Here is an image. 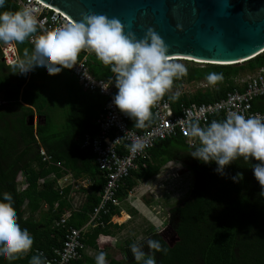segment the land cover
Returning <instances> with one entry per match:
<instances>
[{
  "label": "trees",
  "instance_id": "1",
  "mask_svg": "<svg viewBox=\"0 0 264 264\" xmlns=\"http://www.w3.org/2000/svg\"><path fill=\"white\" fill-rule=\"evenodd\" d=\"M20 7L15 0H6L0 11H14ZM16 44L20 54L32 49L29 40ZM84 54L82 51L78 58ZM88 61L91 72L97 78H110L113 75L108 67L96 60L94 54H88ZM188 63L191 64L185 65L187 74L174 79L172 88L183 80H206L209 72L222 73L223 79L217 82L220 83L217 87L199 90L195 95L165 93L174 107L182 103H203L222 98L238 86L236 78L243 69L254 73L264 67V52L244 62V65L206 63L197 66L196 63ZM4 68L11 70V67L0 63V72L3 73ZM76 83L75 79L68 86L70 96L65 127L59 130L48 121L35 129L26 123V118L33 113L32 107L43 113L47 104L38 86L26 88L21 93V84L17 87L7 75H0V89H5L6 93V102L0 104V193L11 195L18 223L33 237L32 249L28 254L15 261L0 259V264H28L33 254H43L46 264L48 261L54 263L57 258L55 250L63 247L68 226L82 227L100 200L106 178L95 163L92 150L82 148L80 141L85 133L97 132L95 120L107 99L98 93L85 92ZM174 95L176 98L172 99ZM254 109L264 112V97L255 100ZM40 146L45 147L55 160L62 161L75 178L90 182L89 187L79 193L85 195L80 210L74 209L70 202L73 201L72 186H57L63 170L56 166L46 167L42 162ZM191 150L186 139L180 135L158 140L149 150V157L139 161V167L131 171L118 191L120 200H125L138 181L148 182L160 173L167 162L185 159L194 162L190 167L196 180L189 197L172 208L179 217L176 232L180 239L171 245L164 237L154 234L153 225L147 230L146 238L159 240L162 248L166 249L163 253L155 254L157 264H264V196L260 195L261 186L254 178L251 167L257 161L238 159L225 167V175H220L214 171L215 162H200L189 154ZM142 163L147 166L144 167ZM52 171L56 172V177L50 176ZM19 173L24 176L23 183L26 184L21 190L17 180ZM237 173L242 178L233 181L231 177ZM41 178L45 179L42 183ZM112 212L119 213V207H114ZM63 214H67L68 222L57 224ZM109 219L110 215L103 217L105 222ZM121 227L112 223L98 225L85 234L84 243L87 247H97L101 234L114 235L116 231H112V228ZM133 240L130 238L128 241L132 244ZM130 243L126 244L129 246ZM126 248L122 246V254ZM102 251L109 259L107 264H129L127 260L113 257L105 249ZM81 253V257L73 259L70 264H94V258L87 255L85 250Z\"/></svg>",
  "mask_w": 264,
  "mask_h": 264
},
{
  "label": "clouds",
  "instance_id": "2",
  "mask_svg": "<svg viewBox=\"0 0 264 264\" xmlns=\"http://www.w3.org/2000/svg\"><path fill=\"white\" fill-rule=\"evenodd\" d=\"M5 3L6 0H0V8H3ZM32 4L33 0H28L27 4L14 11H0V44L23 43L26 40H31L32 43L30 52L26 51L22 58L12 62L11 73L27 75L40 70L55 75L63 69H72L79 64L78 56L82 51L94 54L96 60L108 67L113 74L110 77V85H114L117 91L112 97V103L121 113L133 120L135 128H143L150 120L151 109L172 88L174 79H180L187 74L184 64L169 60L167 45L152 28H147L143 36L138 37L134 31H126L125 25L118 17L88 12L82 14L77 21L47 30L38 23ZM38 30L41 34L33 40L32 37ZM205 79L209 85H215L222 81L223 74L209 72ZM101 87L102 90L108 88L103 84ZM175 98L174 95L172 99ZM187 136L192 148L189 154L205 164L215 162L214 171L220 175H225V167L238 159L245 162L253 159L257 161L251 167L254 178L261 186L260 195L264 196V116H245L232 111L222 120L213 119L204 126L193 117L187 125ZM192 139L196 140L195 144H192ZM145 147V143L140 139H131L129 144L132 152L143 151ZM41 158L43 161L42 152ZM61 169L64 175L65 170L63 167ZM240 178V173L231 177L233 181ZM83 188L81 187L79 192ZM130 195H133L132 191ZM84 199L85 195L81 194V205ZM118 200L119 204L114 205L112 211L114 207L120 206L119 197ZM80 209L79 207L76 210ZM122 212L125 211L120 209L119 213L112 212L107 224H116L115 218L121 216ZM68 220L69 218L67 222ZM162 224L163 222H153L154 234L159 235L164 231ZM85 225L86 223L82 227ZM92 228L94 227L87 232ZM100 237L103 238V234L97 241ZM32 245L33 237L18 223L11 195L7 192L0 193V259L15 261L22 258L30 252ZM87 248L85 245L80 253ZM129 250L138 264H157L155 254L166 251L159 240L151 237L130 244ZM28 264H46V260L43 254H33ZM94 264H106L103 251L94 257Z\"/></svg>",
  "mask_w": 264,
  "mask_h": 264
},
{
  "label": "built area",
  "instance_id": "3",
  "mask_svg": "<svg viewBox=\"0 0 264 264\" xmlns=\"http://www.w3.org/2000/svg\"><path fill=\"white\" fill-rule=\"evenodd\" d=\"M23 7L28 0H15ZM34 8V15L43 29L53 30L62 25L72 23L71 19L62 11L53 8L51 5L41 1L33 0L31 5ZM41 32L32 37L34 40ZM29 43L32 48L31 40ZM2 56L0 63L10 66L12 62L19 58V49L15 42L4 45L0 44ZM79 59L76 66L69 69L78 79L82 88L91 93H98L106 97L107 102L99 112L95 120L98 128L97 132L85 133L82 139V146L91 148L95 162L100 171L106 178L105 186L101 192L100 203L90 214L89 220L82 228L69 227L65 233L64 245L61 249H56L57 258L55 262L48 261L47 264H70L73 259L81 257L80 250L84 248V235L91 227L106 225L103 220L105 215L112 214L114 205L119 204L118 191L124 185V180L130 175L131 171L137 169L139 161L144 157H149V150L158 140L167 139L176 136H182L190 146L187 136V125L191 118L195 117L201 126L206 125L211 120H222L226 114L237 111L245 116L261 115L264 112L254 109L255 100L264 97V67L256 70L249 75L242 84L228 91L225 96L214 101L188 104H179L173 106L171 100L163 96L152 108L153 122L143 129L132 127V120L121 113L112 103V97L117 89L111 84L110 78H97L90 70L88 61V52ZM174 61V58L169 59ZM90 78V79H89ZM108 87L102 90L101 85ZM131 139L142 140L146 147L143 151L132 152L129 149ZM196 140L192 139V144ZM43 161L53 163L51 157L42 151ZM146 167V163H142ZM65 170L64 181L61 187L72 186L70 201L74 209L81 205V179L75 178L70 171ZM90 182L85 181V186ZM70 212V211H69ZM68 212V213H69ZM67 213V214H68ZM67 214H63L58 224L67 223ZM112 221V218H111Z\"/></svg>",
  "mask_w": 264,
  "mask_h": 264
},
{
  "label": "water",
  "instance_id": "4",
  "mask_svg": "<svg viewBox=\"0 0 264 264\" xmlns=\"http://www.w3.org/2000/svg\"><path fill=\"white\" fill-rule=\"evenodd\" d=\"M41 1L72 22L96 12L118 17L138 37L152 28L167 45L168 57L236 65L264 52V0ZM30 120L33 124V115Z\"/></svg>",
  "mask_w": 264,
  "mask_h": 264
},
{
  "label": "rangeland",
  "instance_id": "5",
  "mask_svg": "<svg viewBox=\"0 0 264 264\" xmlns=\"http://www.w3.org/2000/svg\"><path fill=\"white\" fill-rule=\"evenodd\" d=\"M25 52H26L25 50L21 52L22 56L20 55L19 58H22ZM174 62H180L184 65L191 64L188 62H192L198 64L197 66L199 65L203 66L205 64L203 62L200 63L197 61H190L184 59L174 60ZM241 64L244 65L245 63L243 62ZM37 72L43 73V71L40 70H38ZM252 73L253 71H250L248 69H243L240 72V75L236 78V83L242 84V82L246 80L247 77ZM46 75L49 78H51L48 87L49 89H52L49 92L51 93L57 84L58 86H60V83L58 82V79H56L53 75H49V74ZM219 84L220 83H216L215 85H209L206 80L192 81V82L183 80L180 85H178L175 88H171L166 93L195 95L199 90H205L208 88L213 89L217 87ZM64 90L65 88L61 86L55 88V91L58 93L57 97L55 98V104H58L57 105L58 109L53 114V120L55 126H57L59 129L65 127L67 120V112L69 109L68 107L69 96L66 93H64ZM21 179L23 178H20V180ZM195 179H196L195 175L188 164H186L185 162H180L178 160H171L161 168V171L158 175L153 177L148 182L138 181L136 186L134 187V190L132 191L133 195L129 194V196L126 197L127 199L124 198L126 200H121L119 206V208L123 209L125 212H130L131 217H129L125 221H120L118 220L119 218L117 217L115 218V223L117 225L124 224L125 227H123L122 232H119L121 230H117L113 228V230L116 231V234L114 236L115 238L112 240L111 243L106 244L105 246L107 247L106 252L111 254L113 257H114L113 253H115L117 258H121L120 257L122 255L121 244L130 243V241H128L130 240V238H134L133 242L135 243H137L138 241H143L144 238H146L147 230L151 229V226L153 225L152 224L153 221H150L147 218L146 211H144L142 208H138L134 206H137L138 204L142 203L148 208L149 206H151L152 208L154 207L159 212V214L156 215L158 216V220L155 222L161 224L165 219L169 217L170 211L173 207L181 204L189 197ZM19 186L21 189L24 188L25 184L23 183V181H20ZM136 209H138V211ZM142 213L145 215H143ZM160 214L161 216H159ZM156 216H154L153 218L151 216V219L155 220V218H157ZM101 237L99 241L103 239ZM101 242H105V241L102 240ZM86 251L87 253H89L88 252L89 249H87ZM96 252L92 250L91 255L95 257L99 253ZM108 262L109 259L106 258V264ZM135 264L138 263L136 262Z\"/></svg>",
  "mask_w": 264,
  "mask_h": 264
},
{
  "label": "crops",
  "instance_id": "6",
  "mask_svg": "<svg viewBox=\"0 0 264 264\" xmlns=\"http://www.w3.org/2000/svg\"><path fill=\"white\" fill-rule=\"evenodd\" d=\"M30 52V51H29ZM21 54H20V51H19V56H20ZM22 56V55H21ZM7 66V65H6ZM8 67H10V66H8ZM4 71H3V73L2 72H0V75H7L8 76V79H9V81L10 82H14L16 85H17V87L18 86H20V84H21V86H20V91H21V93L23 92V90L24 89H26V88H35L34 86L35 85H37L38 86V90L43 94V96L45 97V102L47 103L46 104V107L44 108V112L43 113H40V111L37 109V108H35V107H32L33 108V113H30V114H28V117L26 118V123L29 125V126H33L35 129L37 128V126L39 125V124H42V125H44L45 123H47L48 121H51L54 125H55V123H54V120H53V114H54V112H56L57 111V109H58V104H55V98L57 97V92L55 91V88H57V87H64L65 88V90H64V93H66L68 96H70V90H69V84L71 83V82H73L75 79H76V81H77V86L78 87H82L81 86V84L79 83V81H78V79L76 78V76L69 70V69H63L61 72H59L58 74H55V75H53L56 79H58V82L60 83V86H58V84L56 85V87L54 88V90L51 92V93H49L50 92V90H52V89H49L48 87H49V81L51 80V78H49L46 74H48L46 71H43V73H39V72H37L38 70H35V71H33V72H30V73H28L27 75H22V74H19V73H11V71H12V69L10 70V69H8V68H4L3 69ZM71 73H69L68 71ZM83 89V88H82ZM84 90V89H83ZM85 91V90H84ZM85 92H87V91H85ZM89 93H91V92H89ZM5 89H3V90H1L0 89V98H1V101H0V104H3V103H5L6 101L4 100L5 99ZM165 96V95H164ZM24 105H26L27 107L29 106V107H31V105H28V104H26V103H24ZM68 107H69V101H68ZM9 110V109H8ZM151 112H152V109H151ZM31 115H33L34 116V122H33V124H31L30 122H31V120H30V116ZM132 122H133V120H132ZM131 122V123H132ZM153 122V112H152V115H151V118H150V120L149 121H147L146 123H145V126H147V125H151V123ZM145 126L143 127V128H145ZM57 129H59L57 126H55ZM133 127V126H132ZM143 128H141V129H143ZM63 129V128H62ZM59 130H61V129H59ZM87 133H89V132H87ZM84 136V135H83ZM81 143H80V146L82 147V148H84L81 144H82V140L80 141ZM42 151H44L45 153H47L50 157H51V159H52V161H53V163H45L47 166V168H50L51 166H57L58 168H61V167H63V168H65L66 170H69L70 171V173L69 174H72L73 176H74V174H73V172L70 170V169H68L64 164H63V162L62 161H57V160H55L54 159V157H53V155L51 154V153H49L48 151H47V149L45 148V147H43V146H40V152H42ZM178 161H180V160H178ZM42 162H44V161H42ZM56 172H54V171H52L51 172V174H50V176L52 177H56ZM75 177V176H74ZM155 177V176H154ZM20 178H23V179H21L20 180ZM24 176L21 174V173H19V175H18V178H17V180H18V182H19V184H20V181H23L24 182ZM79 179H81V185L85 188V187H87V186H85V179H82V178H79ZM45 181V179L44 178H41L40 179V182L42 183V182H44ZM63 181H64V176H62V177H60V178H58V184H57V186L58 187H61L62 186V183H63ZM25 186H26V184H25ZM24 186V187H25ZM19 189L21 190V188H20V186H19ZM137 207L138 208H142L144 211H146L147 212V218L150 220V221H153V222H155V221H157L158 220V216H156L157 214H158V211H155V208L153 207L152 209H154V210H151V206H149V208L148 207H146L145 205H143L142 203H140V204H138L137 205ZM156 213V214H155ZM143 214V213H142ZM129 215L130 214H128V213H126V212H122V214H121V216L120 217H118L119 219L118 220H120V221H125V219H128L129 218ZM143 215H145V214H143ZM151 216H152V218L154 217V216H156L157 218H155V220H152L151 219ZM126 217V218H125ZM153 222H152V224H153ZM123 227H125L124 226V224H122V227L121 228H115V229H117V230H121V231H119V232H122V229H123ZM112 231H114L113 230V228H112ZM104 237H103V239L102 240H104L105 242H101V241H97L98 243H97V247H88L87 249H89V253H87V251H86V253H87V255H89V256H91L92 258H94V256H92L91 254H92V250L93 251H97V252H100V251H102V250H106V248L107 247H105L106 246V244H109V243H111L112 242V240L115 238L114 236H115V234L114 235H103ZM134 241V240H133ZM132 241V242H133ZM133 243H135V242H133ZM102 244V245H101ZM101 245V246H100ZM104 246V247H103ZM122 246H123V248H125V247H127L126 248V252H128V253H124V254H122V252H121V258L120 259H123V260H127V263L129 262V264H132V262H135V260H134V258L132 257V254H131V252H130V250H129V246L126 244V243H124V244H122ZM101 247H103V248H101ZM96 252V253H97ZM95 253V254H96ZM127 254H129V256L127 255ZM119 255H120V253H119ZM114 257H117L116 255H114Z\"/></svg>",
  "mask_w": 264,
  "mask_h": 264
},
{
  "label": "flooded vegetation",
  "instance_id": "7",
  "mask_svg": "<svg viewBox=\"0 0 264 264\" xmlns=\"http://www.w3.org/2000/svg\"><path fill=\"white\" fill-rule=\"evenodd\" d=\"M180 162H185L189 166L194 164V162L192 160H190V159L189 160L185 159V161L184 160H180ZM206 175H204V177H206ZM200 180H201V178H200ZM162 225L163 226H161V227H165V229H164V231L162 233L159 234L160 236L164 237L165 239H167V241H170L172 244H174L176 241H178L180 239L177 236V232H176L177 228H178V225H179V217L176 214V212L171 210L170 214H169V217L163 221ZM144 250L147 252L148 251L147 247H145ZM126 253H128V252H126ZM127 255L129 256V254H127ZM197 264H202V263L199 262Z\"/></svg>",
  "mask_w": 264,
  "mask_h": 264
},
{
  "label": "bare ground",
  "instance_id": "8",
  "mask_svg": "<svg viewBox=\"0 0 264 264\" xmlns=\"http://www.w3.org/2000/svg\"><path fill=\"white\" fill-rule=\"evenodd\" d=\"M182 56H180L179 58H181ZM169 59H172V58H178V57H176V56H174V57H168ZM199 61V60H198Z\"/></svg>",
  "mask_w": 264,
  "mask_h": 264
}]
</instances>
